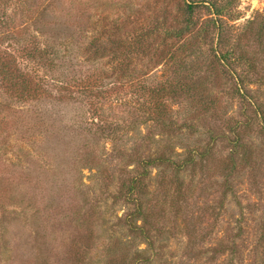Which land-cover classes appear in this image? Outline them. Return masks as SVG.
I'll list each match as a JSON object with an SVG mask.
<instances>
[{"label":"rangeland","instance_id":"374dc122","mask_svg":"<svg viewBox=\"0 0 264 264\" xmlns=\"http://www.w3.org/2000/svg\"><path fill=\"white\" fill-rule=\"evenodd\" d=\"M182 1L52 0L42 25L52 34L71 33L77 26L89 36L110 34L114 27L122 34L123 27L132 31L166 17L172 21ZM259 15L264 17V0L236 1L232 17L225 19L229 49L241 40L248 54L261 49L243 36L252 21L248 35L257 33L264 23ZM195 18L203 22L209 15L200 11ZM213 38L197 49L204 65L196 78L217 77L206 67L212 42L217 43ZM255 64L261 77L245 63L236 65L234 73L246 77L247 97L264 108V56ZM219 70L218 109L197 116L191 103L176 104V125L170 130L148 122L129 104L114 103L104 121L95 124L73 104L18 111L17 125L0 134V175L13 189V198L0 200V264H110L103 254L112 244L119 252L111 264H136V251L147 244L123 227L120 219L132 206L116 197V177L128 174L139 158L166 151L179 160L193 149L199 151L197 166L183 174L188 189L183 211L167 207L170 233L156 243L164 249L163 259L264 264L263 122L252 102L238 95L241 80ZM9 117L0 111L1 119ZM162 168H150L149 197L161 193ZM166 175L168 180L174 176L172 168Z\"/></svg>","mask_w":264,"mask_h":264},{"label":"trees","instance_id":"16d2710c","mask_svg":"<svg viewBox=\"0 0 264 264\" xmlns=\"http://www.w3.org/2000/svg\"><path fill=\"white\" fill-rule=\"evenodd\" d=\"M236 1L183 0L172 21L166 17L132 31L123 27L122 34L116 33L120 28L114 27L110 34L99 31L89 36L82 33L80 26L62 35L47 32L42 22L52 0H0V111L13 119L0 118V134L17 125L18 111L22 114L38 111L41 105L65 104L77 105L83 110L81 117H91L92 123L103 122L114 103L129 104L148 122L170 130L176 125V104L191 103L197 116L218 109L215 89L223 79L219 66L225 76L241 80L236 91L252 102L244 88L246 77L236 78L234 71L236 65L245 63L261 77L255 60L264 56V23L255 35H248L254 21L247 27L246 35L243 33L261 49L248 54L242 49V40L229 49L225 19L232 17ZM200 11H206L209 18L203 22L196 19ZM211 37L217 43L212 42V58L207 60L206 67L212 68L217 77L196 78L199 67L204 65L197 49ZM149 55L148 62L136 64ZM252 105L264 127V108L253 102ZM196 152L199 151L190 150L175 160L161 151L139 158L128 174L116 177V197L132 206L120 219L123 227L130 237L142 238L147 244L146 249L136 251V264H178L163 259L164 249L156 243L164 233H170L166 225L167 207L173 213L183 211L188 190L183 174L189 167L196 168ZM155 166L163 167L161 193L149 197L150 168ZM169 168L174 176L168 180ZM4 180L5 175L1 174L0 200L8 201L13 198V189L3 184ZM118 252L119 247L112 244L103 257L108 263H115Z\"/></svg>","mask_w":264,"mask_h":264}]
</instances>
